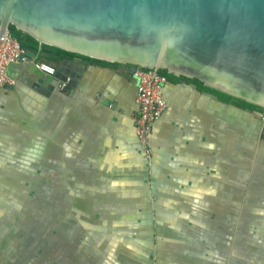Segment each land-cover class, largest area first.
Masks as SVG:
<instances>
[{"label": "crops", "instance_id": "obj_1", "mask_svg": "<svg viewBox=\"0 0 264 264\" xmlns=\"http://www.w3.org/2000/svg\"><path fill=\"white\" fill-rule=\"evenodd\" d=\"M54 64L0 90V264H264L261 118L168 82L147 159L132 68Z\"/></svg>", "mask_w": 264, "mask_h": 264}, {"label": "water", "instance_id": "obj_2", "mask_svg": "<svg viewBox=\"0 0 264 264\" xmlns=\"http://www.w3.org/2000/svg\"><path fill=\"white\" fill-rule=\"evenodd\" d=\"M10 25L40 43L130 64L132 71L166 69L197 79L260 108L243 110L261 118L264 130V0H0L1 33ZM15 70L27 71L28 82L58 83L34 65L10 63L7 75Z\"/></svg>", "mask_w": 264, "mask_h": 264}, {"label": "built area", "instance_id": "obj_3", "mask_svg": "<svg viewBox=\"0 0 264 264\" xmlns=\"http://www.w3.org/2000/svg\"><path fill=\"white\" fill-rule=\"evenodd\" d=\"M10 63L34 65L47 76L57 74V67L54 63L31 57L9 30H5L3 33L0 31V90L5 84L14 82L6 72ZM132 74L136 80V103L138 107L137 112L132 115V120L144 155L147 159H151L150 137L157 121L168 107L164 95L165 85L168 81L165 76L153 69L136 68ZM72 82V77L66 76L58 81V87L60 90H65Z\"/></svg>", "mask_w": 264, "mask_h": 264}, {"label": "trees", "instance_id": "obj_4", "mask_svg": "<svg viewBox=\"0 0 264 264\" xmlns=\"http://www.w3.org/2000/svg\"><path fill=\"white\" fill-rule=\"evenodd\" d=\"M9 32L15 38L18 39V41L20 42V44L23 48L37 52L38 53V59H44L48 62L58 63L62 59L78 58L81 60H86V61L97 63L100 65H109V66H114V67L123 65L119 62L107 61L104 59H99V58L91 57V56L84 55L81 53H77L74 51L62 49V48L54 46V45H50V44H46V43H40V41L36 37H34L28 33L23 32L22 30L14 27L13 25L9 26ZM43 51L54 53L57 56H43V55H41V53ZM126 66L129 68H133V66L130 64H127ZM143 69L149 70L150 68H143ZM158 72L161 75L165 76L167 78V81L171 82V83H179L181 81H184V82L189 84L191 82H195L198 85L199 91L213 92V93L217 94L218 99L224 103L234 104V105H236L242 109H245V108L258 109V107L256 105H254L250 102H247L243 99L233 97L231 95L220 92L218 90L209 88L197 79H190V78H187V77L182 76V75L177 76V75L169 73L166 69H159Z\"/></svg>", "mask_w": 264, "mask_h": 264}, {"label": "rangeland", "instance_id": "obj_5", "mask_svg": "<svg viewBox=\"0 0 264 264\" xmlns=\"http://www.w3.org/2000/svg\"><path fill=\"white\" fill-rule=\"evenodd\" d=\"M251 119H253L255 121V123H257V122L260 121V118L259 117L255 116V115L253 116V114L251 115V113L250 114H247V120H251ZM148 244H149V247H151V251L149 250V252L147 253V251H146L147 250L146 249L147 248L146 247L147 245L143 244V251L145 253H142L141 252V254L138 253V255H158L156 248H154V245L152 244V240H151V243L148 242ZM129 255H132V254H129Z\"/></svg>", "mask_w": 264, "mask_h": 264}, {"label": "flooded vegetation", "instance_id": "obj_6", "mask_svg": "<svg viewBox=\"0 0 264 264\" xmlns=\"http://www.w3.org/2000/svg\"><path fill=\"white\" fill-rule=\"evenodd\" d=\"M181 82H184V81H181ZM168 83V82H167ZM180 83V82H179ZM259 110H261L260 108H258ZM264 133V132H263ZM264 135V134H263Z\"/></svg>", "mask_w": 264, "mask_h": 264}]
</instances>
